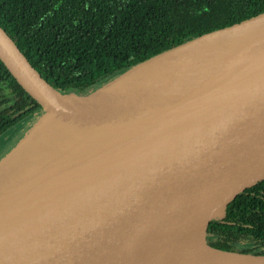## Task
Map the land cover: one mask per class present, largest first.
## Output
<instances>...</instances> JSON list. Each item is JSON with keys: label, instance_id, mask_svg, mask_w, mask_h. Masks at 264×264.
I'll list each match as a JSON object with an SVG mask.
<instances>
[{"label": "water", "instance_id": "1", "mask_svg": "<svg viewBox=\"0 0 264 264\" xmlns=\"http://www.w3.org/2000/svg\"><path fill=\"white\" fill-rule=\"evenodd\" d=\"M0 59L43 109L0 161V264H264L209 240L264 181V11L88 94L54 88L1 25Z\"/></svg>", "mask_w": 264, "mask_h": 264}, {"label": "trees", "instance_id": "2", "mask_svg": "<svg viewBox=\"0 0 264 264\" xmlns=\"http://www.w3.org/2000/svg\"><path fill=\"white\" fill-rule=\"evenodd\" d=\"M264 11V0H0V25L56 89L88 94L132 66ZM42 106L0 59V137ZM225 250L264 253V181L212 221Z\"/></svg>", "mask_w": 264, "mask_h": 264}, {"label": "rangeland", "instance_id": "3", "mask_svg": "<svg viewBox=\"0 0 264 264\" xmlns=\"http://www.w3.org/2000/svg\"><path fill=\"white\" fill-rule=\"evenodd\" d=\"M115 77H113L112 79H114ZM107 82H105L104 84H106ZM41 114L37 115L34 120L31 119L19 123L14 128H12L0 137V161L4 159V157H6L7 154L14 148V146L19 142V140L26 134L28 129L31 128V126L34 125L36 121H38Z\"/></svg>", "mask_w": 264, "mask_h": 264}, {"label": "bare ground", "instance_id": "4", "mask_svg": "<svg viewBox=\"0 0 264 264\" xmlns=\"http://www.w3.org/2000/svg\"><path fill=\"white\" fill-rule=\"evenodd\" d=\"M175 55V53H172V54H167V55H164V56H161L159 57L158 59H155V60H152L151 62L145 64L144 66H142L140 69H139V72H145V71H148L160 64H163L164 62H166L168 59L172 58L173 56Z\"/></svg>", "mask_w": 264, "mask_h": 264}]
</instances>
